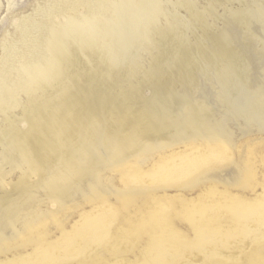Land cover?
Wrapping results in <instances>:
<instances>
[{"label":"rangeland","instance_id":"1","mask_svg":"<svg viewBox=\"0 0 264 264\" xmlns=\"http://www.w3.org/2000/svg\"><path fill=\"white\" fill-rule=\"evenodd\" d=\"M263 215L264 0H0V264H264Z\"/></svg>","mask_w":264,"mask_h":264},{"label":"bare ground","instance_id":"2","mask_svg":"<svg viewBox=\"0 0 264 264\" xmlns=\"http://www.w3.org/2000/svg\"><path fill=\"white\" fill-rule=\"evenodd\" d=\"M9 1V0H8ZM90 2V1H89ZM100 2V1H99ZM103 3V2H102ZM81 6V5H80ZM58 7V6H57ZM59 8V7H58ZM46 12H48V10L46 11ZM107 13V12H106ZM49 14V13H48ZM52 21V20H51ZM73 22V21H72ZM21 25V24H20ZM24 25H26V24H24ZM24 27V26H23ZM26 30V29H25ZM22 33V32H21ZM32 33V32H31ZM36 35V34H35ZM62 58V57H61ZM223 118V117H222ZM222 120V119H221ZM221 120L219 121L218 120V122H221ZM217 122V121H216ZM29 148V147H28ZM26 150H27V148H26ZM31 150V149H30ZM26 159V158H25ZM198 159V158H197ZM202 161V160H201ZM200 161V162H201ZM196 162V161H195ZM203 162V161H202ZM195 164H197V163H195ZM196 166V165H195ZM193 167V166H192ZM197 167V166H196ZM174 173V172H173ZM236 209V208H235ZM233 211V210H232ZM253 211V210H252ZM238 213V212H237ZM235 214V213H234ZM258 214V213H257ZM256 214V215H257ZM240 216V215H239ZM259 216H261V215H259ZM264 216V215H263ZM244 217V216H243ZM238 218V217H237ZM252 218V217H251ZM264 218V217H263ZM246 219V218H245ZM240 220H241V216H240ZM257 220H258V218H257ZM259 220H261V219H259ZM249 221V220H248ZM251 221V220H250ZM264 221V220H263ZM257 222V221H256ZM255 222V223H256ZM261 222H262V220H261ZM249 224V223H248ZM257 224H258V222H257ZM263 224V223H262ZM256 226V225H255ZM100 231V230H99ZM107 231V230H106ZM254 231V230H253ZM102 232V231H101ZM260 233V232H259Z\"/></svg>","mask_w":264,"mask_h":264}]
</instances>
